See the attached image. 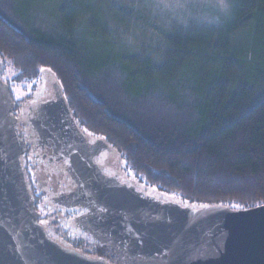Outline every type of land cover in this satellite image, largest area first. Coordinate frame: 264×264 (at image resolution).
<instances>
[{"label":"water","instance_id":"95a60500","mask_svg":"<svg viewBox=\"0 0 264 264\" xmlns=\"http://www.w3.org/2000/svg\"><path fill=\"white\" fill-rule=\"evenodd\" d=\"M40 82L42 97L15 113L0 76V264H110L50 239L31 195L29 147L36 186L63 211L81 212L77 229L122 264H264V206L145 194L115 172L118 151L79 125L57 77L43 70Z\"/></svg>","mask_w":264,"mask_h":264},{"label":"trees","instance_id":"16d2710c","mask_svg":"<svg viewBox=\"0 0 264 264\" xmlns=\"http://www.w3.org/2000/svg\"><path fill=\"white\" fill-rule=\"evenodd\" d=\"M107 9H103L105 20ZM72 10L70 3L62 10L70 17L62 37H47L40 28L22 33L0 16V58L11 60L19 72L18 82H39L43 70L51 71L79 125L105 138L120 154L125 173L137 182L188 205L239 210L264 206V56L255 68L261 73L243 75L256 51L231 40L236 32L251 27L254 40L256 34L262 38V45L255 48L264 49V0H246L240 26L220 38L195 37L186 46L183 40L178 43L183 54L203 49L213 58L216 74L208 80L210 104L193 124L178 115L155 112L152 119L161 123L149 128L119 117L95 95L93 71L84 65L86 54L73 27L82 12L73 15Z\"/></svg>","mask_w":264,"mask_h":264},{"label":"rangeland","instance_id":"374dc122","mask_svg":"<svg viewBox=\"0 0 264 264\" xmlns=\"http://www.w3.org/2000/svg\"><path fill=\"white\" fill-rule=\"evenodd\" d=\"M245 1L0 0V16L22 33L40 28L47 37H62L61 31L69 27L70 19L62 10L67 3L72 4L73 15L82 12L73 27L86 54L84 65L93 71L91 85L95 95L119 117L139 128H149L151 124L161 123L152 119L155 112L165 117L178 115L192 124L206 114L211 95L208 80L216 74L214 60L203 49L192 48L183 54L178 43L183 40L186 46V41L195 37L220 38L240 26V11ZM107 6L109 17L105 20L103 9ZM253 32L249 27L236 32L231 39L244 49L256 51L255 58L251 56L242 71L248 76L261 73L255 68L257 59L262 62L264 56V49L255 48L262 45V38L259 36L258 40L256 34L254 40ZM0 73L10 86V95L18 110L44 94L45 83L18 82L19 72L7 57L2 59ZM123 166L119 162L113 167L124 179H129ZM29 171L33 180L30 168ZM130 179L137 182L134 177ZM136 185L145 194L172 197L144 183Z\"/></svg>","mask_w":264,"mask_h":264},{"label":"flooded vegetation","instance_id":"af4514ba","mask_svg":"<svg viewBox=\"0 0 264 264\" xmlns=\"http://www.w3.org/2000/svg\"><path fill=\"white\" fill-rule=\"evenodd\" d=\"M17 111L18 108H16L15 113ZM25 160L26 173L30 182L32 193L31 195L37 211L41 214L39 223L43 225L50 239L61 241L86 255L104 258L109 261L110 264H122L121 262L113 259L107 250L101 248L83 231H79L77 229L74 220L82 215L81 212L63 211L61 207L59 208V206L57 207V205H55V202L48 201L46 196V194L48 195L47 191L41 192V190L36 186L33 177L35 172L34 164L36 163L35 166L37 167V161L39 162V160L36 159V156L32 155V149L30 147L29 155ZM33 160L35 161L34 164ZM29 168L31 170L33 180L30 177Z\"/></svg>","mask_w":264,"mask_h":264}]
</instances>
